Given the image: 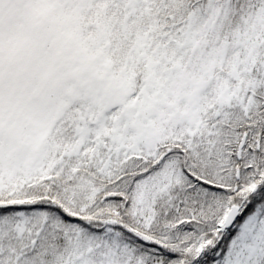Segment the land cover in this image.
Returning <instances> with one entry per match:
<instances>
[{"label":"snow or ice","instance_id":"obj_1","mask_svg":"<svg viewBox=\"0 0 264 264\" xmlns=\"http://www.w3.org/2000/svg\"><path fill=\"white\" fill-rule=\"evenodd\" d=\"M0 264H264V0H0Z\"/></svg>","mask_w":264,"mask_h":264}]
</instances>
